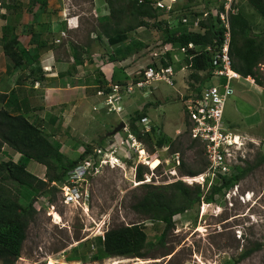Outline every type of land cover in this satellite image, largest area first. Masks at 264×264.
<instances>
[{
  "label": "rangeland",
  "instance_id": "374dc122",
  "mask_svg": "<svg viewBox=\"0 0 264 264\" xmlns=\"http://www.w3.org/2000/svg\"><path fill=\"white\" fill-rule=\"evenodd\" d=\"M47 2L45 8L38 9L39 5H33L32 0H0V51L3 40L13 30L24 50L38 44V50L42 51L37 63L30 64L26 70H18L20 98L27 96L29 99V110L25 107L24 112L30 120L43 125L47 133L62 142V150L69 158H78L91 146L92 151L83 161L87 159L101 165L95 173L88 175L84 183L82 180L78 183L81 194L87 195L85 200H76L77 195L73 201L65 202L62 188L69 177L53 182L48 185L50 191L35 197L36 212L27 228L21 255L14 264H50L51 259L53 264H105L108 261L116 264H264V163L256 165L264 153V90L240 80L235 82V87L247 91H237L226 103V127L248 136L250 140L241 148L234 144L236 151L241 150L243 156H248V160L242 163L248 168L245 176L232 188L219 192L212 199L205 198L199 205L175 215V225L162 243L159 236L165 223L137 213L133 204L143 194L142 183L167 184L174 181L170 180L175 162L169 146L171 142H175L181 160L188 166L197 168L208 159L201 142L191 146L194 139L182 96L189 94L198 81L191 77V68H183L189 62L175 46L171 51L172 60L169 61L168 57L177 70L175 85L155 83L146 92L137 90L136 94L126 92L123 87V99L118 108L121 111H115L104 105L102 95L97 92L107 85L97 90L99 86L94 84L99 70L96 64L108 63L109 53L113 51L103 33L105 20L102 18L110 16L112 26L115 18H121L123 27L128 23L136 24L140 19L133 13L130 0ZM214 5L206 0H192L183 6L180 0L176 13L161 11L158 19H146L149 25L130 31L129 35L141 40L145 46L134 56L115 61L117 68L112 84L127 86L140 80L145 76V67L158 60L154 53L163 51L165 45L162 29L156 26L159 20H167L169 25L177 26L178 18L183 15L191 19L196 12L211 9ZM246 9L249 18L252 13L254 22L261 28L263 19L249 6ZM33 11H36L37 18H33ZM257 31L258 28L254 29ZM75 53L84 60L83 64H78L77 70L73 69ZM51 58L52 62H49ZM96 61L98 63H94ZM43 63L47 68L54 65V70L71 69L74 77L70 84H60L57 90H50L47 104L43 87L58 79L44 75L43 83L34 88L35 76L43 78L42 70L48 72ZM88 80H91L90 84ZM28 89L38 92L34 91L30 96ZM247 92L256 112L243 117L239 102L246 98ZM147 103L149 124L157 128V137L165 136L167 141L166 146L158 148L154 145L157 137L153 135L151 140L142 141L141 152L139 146H132L129 120L135 110L142 109ZM122 121L126 122V128L114 134L113 129ZM9 153L16 155L13 149ZM118 154L120 157L116 160L112 155L116 157ZM234 155L236 162L235 151ZM6 158L8 156L0 153V161ZM155 158L160 159V163L153 168L151 161ZM105 159L119 165L105 164ZM34 164L37 165L32 160L28 169L46 179V166L38 165V169ZM140 165L147 167L143 181L136 177ZM177 169L181 176H189L182 173L180 167ZM183 181L190 186L199 184L205 193L208 191L209 185L187 179ZM8 186L14 190L11 184ZM132 223L142 224L148 233L151 243L145 249L146 256L102 257L105 232L109 228ZM246 251L249 255L239 259ZM0 264H3L1 259Z\"/></svg>",
  "mask_w": 264,
  "mask_h": 264
},
{
  "label": "trees",
  "instance_id": "16d2710c",
  "mask_svg": "<svg viewBox=\"0 0 264 264\" xmlns=\"http://www.w3.org/2000/svg\"><path fill=\"white\" fill-rule=\"evenodd\" d=\"M47 1L32 0V3L33 5L38 4V9H41L48 5ZM154 1L156 0H144L143 2L130 0L133 13L140 19L136 24L128 23L123 27L121 26V18H112L115 20L114 26H112L110 16L107 15L102 18L105 20L103 33L106 34L108 43L113 46L108 61L126 59L145 46L138 38L131 37L129 32L137 27L149 25L146 19H158L161 10L153 5ZM216 1L206 0L208 4L215 5ZM248 6L264 22V0H243L238 4V12L230 16L232 65L242 75H252L259 84H263L257 66L259 62L264 60V23L260 28L254 22L252 13H250L251 17L249 18V11L246 9ZM220 7L223 8V4ZM195 14L201 16L203 13L196 12ZM33 18H37L36 11H33ZM200 24L204 28V32L189 31L183 23L170 27L167 20H159L156 26L162 29L164 43L172 42L187 45L193 42L206 47L212 44L214 39H217L219 43L223 42L225 29L221 25L219 17L210 14L206 19H201ZM256 28L259 31L254 32ZM19 44V36L15 30L11 31L3 40L2 48L7 57V74L26 70L30 64L37 61L39 53L42 51L38 50V46H36L38 44L27 50L21 48ZM171 53L169 51L163 55L162 64H170ZM74 57L77 64L83 63L77 54ZM185 59L187 62L190 61L188 57ZM212 66L213 59L209 52L203 51L202 54H197L190 66L191 77L196 81H205L211 74ZM200 71H205L206 74L202 77L199 74ZM66 73L70 74L71 70L68 69L61 74L65 75ZM88 82L90 84L91 80ZM94 82L99 86L97 90L105 87L108 83L100 70H98V76ZM109 89V87L105 88L107 91ZM10 94L12 96L0 92V104H2L0 107V151L7 145L21 155L17 161L13 158L0 161V259L3 264H14L21 255L23 242L27 237V228L36 212L35 197L42 192L50 191L51 188H48L50 183L64 181L69 177L74 168L80 164L79 162L83 161L86 154L92 151L91 146H89L78 158H69L62 150V142L47 133L43 125L34 123L26 115L23 107H27L28 100L21 99L15 89ZM148 104L144 105L142 109L135 110L129 120L130 131L142 141L151 140L157 131L153 125L149 133H143L141 130L139 121L147 117ZM166 141V137L160 135L155 140L154 145L162 148L166 146ZM191 144L194 146L198 143L193 140ZM169 146L173 155L179 152L175 142H171ZM202 151L205 152L204 148ZM30 160H35L46 166V179L35 175L28 169ZM247 160L245 159V162ZM259 163H264V153L261 154L256 165ZM207 165L208 159L197 168H193L180 158L178 168L180 167L182 173L194 176L202 173ZM145 168L147 167L144 165L137 168L136 177L139 181L144 180ZM247 171L248 168L243 167L241 163L235 164L229 175H220L210 185L207 193L204 192L205 190L201 188V185L190 186L183 180H176L167 184L144 182L142 183L143 194L133 204V207L137 213L143 214L153 221L165 223V228L159 236L160 242L163 243L167 232L175 225V215L199 205L205 198L207 200L212 199L219 192L232 188L245 176ZM8 184H11L14 190ZM150 243L148 233L142 224L132 223L115 226L109 228L104 234L102 257H145V249ZM247 255H249L248 251L243 253L239 259H243Z\"/></svg>",
  "mask_w": 264,
  "mask_h": 264
},
{
  "label": "built area",
  "instance_id": "2783aa9c",
  "mask_svg": "<svg viewBox=\"0 0 264 264\" xmlns=\"http://www.w3.org/2000/svg\"><path fill=\"white\" fill-rule=\"evenodd\" d=\"M142 1V0H140ZM183 4L190 0H182ZM243 0H218V3L212 6L211 9L202 10L201 16H196L190 19V17L183 15L178 18V24L183 23L192 32H204V28L200 24L201 19H206L210 14L219 17L221 25L224 26L223 42L219 43L217 39H214L212 44L203 47L200 44L193 42L187 45L174 44L172 42L164 45L163 51L155 52L154 56L158 57L156 62H150L144 70L145 76L138 81L130 82L127 86L119 83L110 84V91L105 92L101 90L98 93L105 96V103L109 105L111 109L115 111L121 107L123 96L121 94L122 88L125 87V91L128 93H136L135 91H141L142 93L149 90L150 86L155 83H166L174 86L176 81L177 70L170 63L163 65L161 57L166 54V51H173L177 46L184 57L189 58V63L183 66V68H189L192 60L197 54H202L203 51H207L212 55L213 66L211 68V74L209 79L205 82H199L191 89L189 94L182 96L185 113L188 114V122L191 124V136L194 140L203 144L205 154L208 158V165L203 173L196 176H181L178 172V165L180 164V154L176 153L174 156V167L171 168L170 180H185L189 182L197 181L198 183L205 184L206 179L209 178V184L213 183L220 175H229L233 170L235 164L241 163L246 156H243L241 150L234 149V144L241 148L242 144L248 143L247 136L240 133H235L228 130L224 125V113L227 100L234 93L233 83L235 80H249L252 83H256L254 76L243 77V75L235 70L232 65V56L230 53L231 44V22L230 16L238 12V4ZM179 0H156L154 5L159 7L164 13H176V6ZM223 4V8L220 5ZM166 11V12H165ZM178 14H176L177 16ZM177 24V25H178ZM169 25V24H168ZM170 27H174L169 25ZM257 71L264 82V62H259ZM202 74V72H200ZM264 88V86H263ZM190 89V86H189ZM118 104V105H117ZM118 106V107H117ZM143 122V123H142ZM148 117L141 119L140 124H143L141 130L143 133H149L152 130V126L149 124ZM130 139L133 140L132 146L138 147L139 151L142 150L143 142L139 140L135 134L129 133ZM238 142V143H237ZM235 154L237 155V161L235 162ZM91 161L88 160L87 163ZM192 180V181H190ZM79 178L76 171L72 172L68 180L64 182V198L65 202H71L75 199L81 198L87 199L85 193L81 194L78 187ZM66 188V189H65Z\"/></svg>",
  "mask_w": 264,
  "mask_h": 264
},
{
  "label": "crops",
  "instance_id": "0c3cea01",
  "mask_svg": "<svg viewBox=\"0 0 264 264\" xmlns=\"http://www.w3.org/2000/svg\"><path fill=\"white\" fill-rule=\"evenodd\" d=\"M36 45V44H35ZM34 45V46H35ZM51 50H55V49H51ZM41 52V51H40ZM54 52V51H53ZM138 53V52H137ZM49 54H51L52 56H53V54L52 53H49ZM136 54V53H135ZM135 54H133V55H131V56H134ZM51 56V57H52ZM75 58V57H74ZM91 60V59H90ZM49 62H52V58L50 59V60H48ZM82 61H84L83 60V58H82ZM6 62H7V57L5 56V54H4V51H3V48L1 49V51H0V92L1 93H5V94H9V96H12V94H10V92L13 90V89H15L16 90V92H17V95L20 97V94H21V90H18L17 89V87H18V85H20V83H19V76H20V71H17L16 73H13V74H7V72H6ZM119 62V61H118ZM35 63H37V61L36 62H34L32 65H34ZM45 63H46V61H45ZM94 63H98L97 61L96 62H94ZM81 64H83V63H81ZM81 64H79V65H81ZM73 65H75V66H73V69H75L77 66H78V64L76 63V61H75V64H73ZM45 69H46V71H48V72H44L43 70H42V72H43V78L42 77H37V76H35L36 77V79L37 80H34L35 82H36V85L34 86V88L35 89H37V88H39V85L41 84V83H43L42 81H44V79H45V76L47 75L48 76V78H52V79H58V81L56 80V81H54V83H52L51 85H44L45 87H43V89H44V92H45V99H44V101L46 102V104H47V101L46 100H48V98H47V93L51 90H57V88H59V85L60 84H70L71 82H72V79H74V77L71 75V73H72V70L71 69H69V70H71V73L69 74V73H66L65 75L64 74H61V73H64V71L65 70H63V69H58V70H54V65H52V68H47V65H44V63H43V65H42ZM42 66H41V68H42ZM107 67L106 69L104 68V67ZM40 67V66H39ZM49 67H51V65L49 66ZM96 67H98V69L100 70V71H102V73L104 74V77H105V79L108 81V83H107V85L111 82V81H113V78L115 77V68H117V64H116V62L115 61H109L108 63H106V64H104V65H102V63L100 64H96ZM76 70H77V68H76ZM75 70V71H76ZM45 75V76H44ZM46 76V77H47ZM70 81H69V80ZM33 81V82H34ZM65 81V82H64ZM94 84H95V86H98V84H96L95 82H94ZM28 86V85H27ZM25 87H26V85H25ZM31 87V86H30ZM256 87H258V86H256ZM33 88V89H34ZM259 88V87H258ZM29 90V94H30V96H31V94H33V92L35 91V92H38V90H32V89H28ZM245 91H247V90H245V89H241V90H239L238 92L239 93H243V92H245ZM22 99H27L28 101H29V99H28V97L27 96H25L24 98H22ZM240 107H241V114H242V116L243 117H249L250 115H252L253 113H255L256 112V108L252 105V101H251V99H250V96H249V94H248V92H247V95H246V98L244 99V100H242V99H240ZM27 107H28V109L27 110H29V106L27 105ZM24 109H25V107H23ZM10 150H12V149H7L6 148V146H4L3 147V149L0 151V153L2 154V155H6V156H8V159L9 158H13L15 161H17L19 158H20V153H18V152H16V151H14L15 152V157H14V155H12V154H10L9 153V151ZM11 156H10V155ZM7 159V158H6ZM32 160H30V162H31ZM33 161H35V160H33ZM29 162V163H30ZM36 163H37V165L36 164H34V167H38V169H39V167L40 166H38V165H43V164H41V163H39V162H37V161H35ZM28 166H29V164H28ZM44 166V165H43ZM46 168V167H45ZM42 169V168H41Z\"/></svg>",
  "mask_w": 264,
  "mask_h": 264
},
{
  "label": "clouds",
  "instance_id": "9594fccd",
  "mask_svg": "<svg viewBox=\"0 0 264 264\" xmlns=\"http://www.w3.org/2000/svg\"><path fill=\"white\" fill-rule=\"evenodd\" d=\"M144 0H142V1H140L139 0V2H143ZM180 1V0H179ZM192 1V0H191ZM155 2V1H154ZM154 2H153V5H154ZM187 4H189L188 2L186 3V4H183V6L184 5H187ZM155 6V5H154ZM156 7V6H155ZM161 10V9H160ZM162 11V10H161ZM163 12V11H162ZM166 43H169V42H166ZM165 43V44H166ZM167 52H169V51H166V53ZM162 58V57H161ZM184 59H185V57H184ZM164 65V64H163ZM190 68V67H189ZM186 69V68H185ZM184 69V70H185ZM200 72H202V74L200 73ZM199 72V74L203 77L206 73H205V71H200ZM249 76V75H248ZM252 76V75H251ZM210 77V76H209ZM209 77L205 80V81H203L202 83H205L208 79H209ZM243 77H247V76H244L243 75ZM260 79H261V77H260ZM262 80V79H261ZM202 81V80H201ZM201 81H198V83L199 82H201ZM245 81H247V80H245ZM263 81V80H262ZM235 82H239L238 80H235L234 81V83H233V86H234V93H236L237 91H239V89H238V87L236 86L235 87ZM247 82H250L251 84H253L254 86H258L259 88H261V89H263L264 90V88H263V86H264V82H263V84H259L258 82H256V83H252L251 81H247ZM113 83V81H111L108 85H107V87H109L110 88V84H112ZM101 90H105V88H103V89H99L97 92H99V91H101ZM111 90V88L108 90V91H110ZM107 90H105V92H108ZM140 93H142L141 91H139ZM233 93V94H234ZM100 95V94H99ZM102 97H103V100L105 101V96H103L102 95ZM104 103V105L105 106H108L109 107V105H106V103L105 102H103ZM225 112H226V106H225ZM225 119H226V117H225V113H224V125H225ZM139 123H140V121H139ZM225 127H226V125H225ZM228 130H231V131H233V132H235V133H238V132H236V131H234L232 128H230V127H226ZM131 133H133V132H131ZM134 134V133H133ZM240 134H242V133H240ZM242 135H244V134H242ZM136 136V135H135ZM247 140H248V143L250 142V140H249V137L247 136ZM142 141V140H141ZM196 141V140H195ZM238 143V142H237ZM100 153H102V152H100ZM205 153V152H204ZM112 156H114V158L117 160V159H119V154L118 155H116V157H115V155H112ZM248 158V156H246V158L245 159H247ZM245 159H243V161L241 162V164L242 163H244L245 162ZM105 160H107V159H105ZM87 159L86 160H84V161H82V162H80V164H78L75 168H74V170H73V172H75L76 171V173H77V176H78V178H79V181H81L82 180V183H84L87 179H88V175H90L91 173H95L96 172V169H98L99 168V166L101 165V163H100V165H98V164H96V162H94V163H92V161H91V163H87ZM105 164H108L109 163V165H119V163L118 162H116L117 164H115V163H111V160L110 159H108L107 161H103ZM155 168V167H154ZM154 170V169H153ZM204 172V171H203ZM202 172V173H203ZM201 174V173H200ZM198 175V174H197ZM189 176H191V175H189ZM194 176H196V175H194ZM179 180H181V179H179ZM216 180V179H215ZM214 180V181H215ZM213 181V182H214ZM212 184V183H211ZM211 184H209V178H207L206 179V182H205V184L204 185H209V187H210V185ZM209 187H208V189H209Z\"/></svg>",
  "mask_w": 264,
  "mask_h": 264
},
{
  "label": "bare ground",
  "instance_id": "6f19581e",
  "mask_svg": "<svg viewBox=\"0 0 264 264\" xmlns=\"http://www.w3.org/2000/svg\"><path fill=\"white\" fill-rule=\"evenodd\" d=\"M142 150H143V148H142ZM141 152H143V151H141ZM148 163H150V161H148ZM159 163H160V159L155 158V159H153V160L151 161V166L154 168V167H156ZM53 263H54V261L51 259L50 264H53ZM105 264H116V262L108 261V262L105 263Z\"/></svg>",
  "mask_w": 264,
  "mask_h": 264
},
{
  "label": "water",
  "instance_id": "95a60500",
  "mask_svg": "<svg viewBox=\"0 0 264 264\" xmlns=\"http://www.w3.org/2000/svg\"><path fill=\"white\" fill-rule=\"evenodd\" d=\"M126 122L122 121L120 124H118L114 129H113V133H118L121 129H125L126 128ZM52 183H50L49 185H51Z\"/></svg>",
  "mask_w": 264,
  "mask_h": 264
}]
</instances>
